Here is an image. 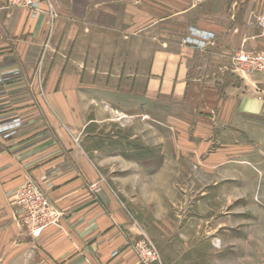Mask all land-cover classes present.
I'll use <instances>...</instances> for the list:
<instances>
[{
  "label": "rangeland",
  "instance_id": "374dc122",
  "mask_svg": "<svg viewBox=\"0 0 264 264\" xmlns=\"http://www.w3.org/2000/svg\"><path fill=\"white\" fill-rule=\"evenodd\" d=\"M137 1L156 22L152 34L171 42L183 35V41L199 49L200 64L205 62L210 34L200 27L217 31L247 19L253 34L261 29L249 22L252 0ZM5 6L19 7L7 2ZM202 36L204 40H197ZM248 46L249 50L229 49L233 66L225 71L203 66L194 74L206 82L216 79L219 93L222 78L225 86L239 84L236 74H264L239 63V54H264ZM27 59L30 62L32 56ZM33 67L14 66V60L0 66V96L11 79L28 78ZM39 67L35 66L38 80ZM99 67L63 66L55 78H64V84L58 82L60 88L70 85L64 113L53 97L41 99L39 107L58 124L66 148L86 165L94 192L117 207L122 224L133 234L129 247L138 264H264V148L258 150L257 126L222 128L218 120L188 104H148L101 93L96 85L109 88V81L130 72L119 70L122 66ZM8 195L19 230L12 231L0 210V264H29L31 236L57 224L64 213L31 177ZM40 196L46 205L34 224ZM153 252L157 259L149 261Z\"/></svg>",
  "mask_w": 264,
  "mask_h": 264
},
{
  "label": "crops",
  "instance_id": "0c3cea01",
  "mask_svg": "<svg viewBox=\"0 0 264 264\" xmlns=\"http://www.w3.org/2000/svg\"><path fill=\"white\" fill-rule=\"evenodd\" d=\"M250 8L249 22L261 28L255 34L247 19L217 31L200 27L210 33L204 64L197 63L199 49L183 35L173 43L152 34L156 22L137 0H40L35 9H0V66L13 60L14 66H34L28 78L11 79L0 96V210L18 232L8 194L31 177L64 213L57 224L31 236L29 264H138L129 247L133 234L117 207L94 192L86 165L60 140L58 124L40 110L41 99L53 97L64 113L70 85L60 88L64 78H55L63 66H122L119 70L130 73L109 81V88L96 85L99 92L148 104H188L222 128L257 126L259 150L264 148V74H236L239 84L225 86L221 77V93L216 79L206 82L194 74L203 66L223 71L233 66L230 48L251 44L264 50V0H252ZM35 66L42 71L39 80Z\"/></svg>",
  "mask_w": 264,
  "mask_h": 264
},
{
  "label": "built area",
  "instance_id": "2783aa9c",
  "mask_svg": "<svg viewBox=\"0 0 264 264\" xmlns=\"http://www.w3.org/2000/svg\"><path fill=\"white\" fill-rule=\"evenodd\" d=\"M4 1V2H2ZM40 0H0V3L2 2L3 5L1 6L2 9H5V3L7 2L10 6H14V5H19V7H27V8H36L37 3ZM251 57H254L256 60H252ZM239 63L245 65L246 66H252L254 69L264 72V54L262 55H255V56H250L248 54L242 53L239 54ZM250 68V67H247ZM46 198H44L43 196H40V200H38V207H36V209L34 210V220H32V223L36 224L37 218L39 216L40 211H43L46 205ZM139 249V248H138ZM149 261H153L156 260V254L155 252H153L152 254H150L148 256Z\"/></svg>",
  "mask_w": 264,
  "mask_h": 264
}]
</instances>
